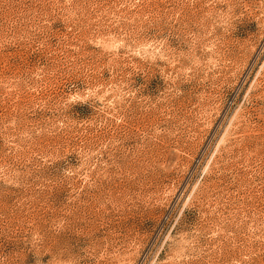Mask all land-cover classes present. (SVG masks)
I'll use <instances>...</instances> for the list:
<instances>
[{"label":"rangeland","instance_id":"1","mask_svg":"<svg viewBox=\"0 0 264 264\" xmlns=\"http://www.w3.org/2000/svg\"><path fill=\"white\" fill-rule=\"evenodd\" d=\"M0 264H264V0H0Z\"/></svg>","mask_w":264,"mask_h":264}]
</instances>
